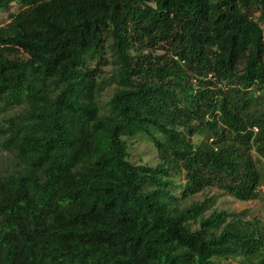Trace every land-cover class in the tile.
Returning <instances> with one entry per match:
<instances>
[{"label":"trees","instance_id":"trees-1","mask_svg":"<svg viewBox=\"0 0 264 264\" xmlns=\"http://www.w3.org/2000/svg\"><path fill=\"white\" fill-rule=\"evenodd\" d=\"M14 2L0 24V264H264V217L211 194H264V0L0 11ZM138 133L158 164L132 161Z\"/></svg>","mask_w":264,"mask_h":264},{"label":"rangeland","instance_id":"rangeland-1","mask_svg":"<svg viewBox=\"0 0 264 264\" xmlns=\"http://www.w3.org/2000/svg\"><path fill=\"white\" fill-rule=\"evenodd\" d=\"M20 9V5L16 2L12 3V5L6 9L0 11V24L7 22L10 20V15ZM155 135L160 139L164 138V135L159 133L158 131H154ZM202 135H195L196 140H200ZM125 139L129 145V149L131 152V159L136 164H150L156 165L159 162L158 151L155 146L153 139L143 133H138L134 136H125ZM218 196L216 197L215 205L217 207H224L230 210H242L245 208H250L254 214H258L264 217V194L257 199L249 200V201H241L237 198L212 189V193H216ZM197 198H202L203 195L195 196ZM223 264H244L239 259H229L224 260Z\"/></svg>","mask_w":264,"mask_h":264},{"label":"built area","instance_id":"built-area-1","mask_svg":"<svg viewBox=\"0 0 264 264\" xmlns=\"http://www.w3.org/2000/svg\"><path fill=\"white\" fill-rule=\"evenodd\" d=\"M262 190L264 191V186L262 187Z\"/></svg>","mask_w":264,"mask_h":264}]
</instances>
